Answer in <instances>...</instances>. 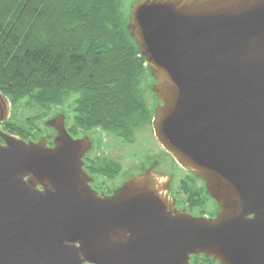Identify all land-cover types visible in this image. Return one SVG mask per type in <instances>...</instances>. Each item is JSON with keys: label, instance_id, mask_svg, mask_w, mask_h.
I'll return each mask as SVG.
<instances>
[{"label": "water", "instance_id": "obj_1", "mask_svg": "<svg viewBox=\"0 0 264 264\" xmlns=\"http://www.w3.org/2000/svg\"><path fill=\"white\" fill-rule=\"evenodd\" d=\"M127 28L159 101L154 135L218 212L176 208L154 164L99 194L92 138L54 109L52 145L0 126V264H264V0H135ZM13 110L0 91V122Z\"/></svg>", "mask_w": 264, "mask_h": 264}, {"label": "trees", "instance_id": "obj_2", "mask_svg": "<svg viewBox=\"0 0 264 264\" xmlns=\"http://www.w3.org/2000/svg\"><path fill=\"white\" fill-rule=\"evenodd\" d=\"M128 16L121 0H0V91L11 103L27 98L41 108L76 94L73 130L101 128L132 139L152 111L140 87L149 67ZM27 122L0 126L27 138L34 126ZM192 263L218 264L203 255Z\"/></svg>", "mask_w": 264, "mask_h": 264}, {"label": "rangeland", "instance_id": "obj_3", "mask_svg": "<svg viewBox=\"0 0 264 264\" xmlns=\"http://www.w3.org/2000/svg\"><path fill=\"white\" fill-rule=\"evenodd\" d=\"M133 1L134 0H121V10L124 14H129V8ZM150 79V72H145L142 76L140 87L143 91L146 104L152 110L155 102L152 90L148 87ZM75 97L76 94H69L60 105L45 108H41L39 105L29 101L27 98L21 99L20 101L11 103L14 110L8 120L13 121L20 126H28L29 123L27 120L32 119L34 126L32 129H29L30 134H28L27 137L33 134L39 136L42 133H50L54 131L52 127L43 125L42 121L51 118L53 114H55L53 111L54 109H60L63 110L64 114L67 116L68 120L65 119L64 121L70 127L72 124V117L74 115L73 101ZM40 116L42 117L40 118ZM84 131L89 132L87 134L91 136L93 141V148L91 149L92 156L96 155L97 152L101 153L102 151H109L111 154L117 156L116 159L122 163L123 168L126 170L128 168V173L135 172L134 170L136 169L137 164L142 161L144 168L146 169L149 168L151 164H154L155 166L153 167V170L156 171L155 175L159 176L160 179L166 180L173 173L171 178L173 185L178 184L180 178L187 174L184 169H181L176 165L174 158L170 154L167 152L165 153V151L158 146L153 130L148 126V124L135 129L133 138L130 139L131 142L129 143L122 142L119 136L114 133L104 131L101 128H92ZM182 205L185 206L184 201H182ZM198 210L200 209H194L193 211L197 212ZM191 264H193L192 260Z\"/></svg>", "mask_w": 264, "mask_h": 264}, {"label": "flooded vegetation", "instance_id": "obj_4", "mask_svg": "<svg viewBox=\"0 0 264 264\" xmlns=\"http://www.w3.org/2000/svg\"><path fill=\"white\" fill-rule=\"evenodd\" d=\"M153 79L155 82L154 77ZM158 102L159 101H157V103L154 105V107L151 110L152 111L151 122L148 124V126L152 128L153 134H154V129H153L152 120L154 117V109L155 106L158 104ZM65 127L68 133L72 135L74 138H78L82 136H87L89 139L91 138V136L87 134L89 133L88 132L89 130L84 131L80 128L73 130L71 126L69 127L67 124H65ZM55 134H56L55 131H53L52 133L51 132L42 133L39 136L33 134L23 139L37 140L40 137H45L47 139V144L52 145L53 137L55 136ZM120 138L121 141L124 143L131 142L129 139H125L123 137ZM155 140H157L156 137ZM156 142L158 146L161 147L166 153L167 151L161 146V144L158 141ZM92 148L93 146L91 147V149ZM91 149H89L83 157L84 168L90 177V185L99 194H111L116 188H118L125 181V179L131 176L140 175L148 169V168L147 169L144 168V165L141 161L140 162L141 164L140 163L137 164V167L134 170L135 172L128 173V168L127 170L123 168L122 163H120L119 160L116 159L117 158L116 155L111 154L109 151L108 152L102 151L101 153L97 152L96 155L92 156ZM175 163L181 169H184V171H186L187 173L185 174V176L180 178L178 184L173 185V182L170 178L166 179L167 184L165 188V193L170 197V200L174 202L175 207L178 209H184L186 212L191 213L193 215L207 216V217L215 216L219 210V206L217 205L215 200H213L208 195L204 185V181L201 178L195 176L194 173L189 169L182 167L176 161ZM187 189L189 191H187ZM182 201L185 202V206L182 205ZM194 209H200V210L194 212L193 211Z\"/></svg>", "mask_w": 264, "mask_h": 264}, {"label": "built area", "instance_id": "obj_5", "mask_svg": "<svg viewBox=\"0 0 264 264\" xmlns=\"http://www.w3.org/2000/svg\"><path fill=\"white\" fill-rule=\"evenodd\" d=\"M144 65H146V62H144Z\"/></svg>", "mask_w": 264, "mask_h": 264}]
</instances>
